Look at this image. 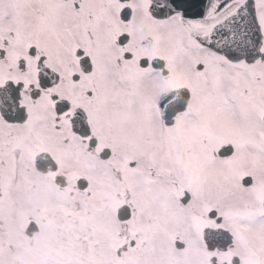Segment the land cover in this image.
Instances as JSON below:
<instances>
[{
	"label": "snow or ice",
	"instance_id": "obj_1",
	"mask_svg": "<svg viewBox=\"0 0 264 264\" xmlns=\"http://www.w3.org/2000/svg\"><path fill=\"white\" fill-rule=\"evenodd\" d=\"M0 264H264V0H0Z\"/></svg>",
	"mask_w": 264,
	"mask_h": 264
}]
</instances>
